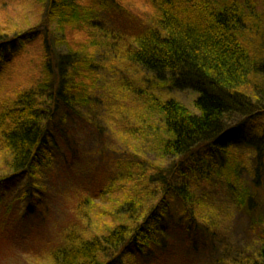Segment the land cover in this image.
Segmentation results:
<instances>
[{"label":"trees","instance_id":"obj_1","mask_svg":"<svg viewBox=\"0 0 264 264\" xmlns=\"http://www.w3.org/2000/svg\"><path fill=\"white\" fill-rule=\"evenodd\" d=\"M140 1L147 10L133 20L132 0H0V64L7 77L17 71L29 81L0 94V167L9 181L41 179L58 148L50 133L65 137L81 109L103 105L104 61L120 59L163 88L196 96L192 110L157 91L138 112L114 111L126 126L123 172L76 199V228L49 248L53 264H147L175 231L212 243L216 223L203 184L224 180L241 206L251 203L239 145H256L260 183L264 0ZM109 15L142 25L115 32L104 25ZM13 204L0 215L1 233ZM37 208L30 203L24 218ZM227 264H264V242L251 260Z\"/></svg>","mask_w":264,"mask_h":264},{"label":"rangeland","instance_id":"obj_2","mask_svg":"<svg viewBox=\"0 0 264 264\" xmlns=\"http://www.w3.org/2000/svg\"><path fill=\"white\" fill-rule=\"evenodd\" d=\"M132 2V19L137 20L147 9L142 8L144 5L140 0ZM130 20L109 15L104 17L103 22L106 28L115 32H123V28L127 29L132 24L137 29L142 25L139 21L137 24L131 21L130 24ZM114 61L118 64L111 59L101 64L103 80L97 98L103 105L90 110L81 109L80 114L73 116V121L67 124L65 137H60L55 130L50 133L58 148L51 168L42 169L41 179L34 181L27 173L9 181L6 178L13 177L12 173L3 175L0 167V196H3L0 215L14 203L3 225L5 232H0V264H53L48 257L49 248L60 241L74 221L77 225L76 199L85 195L93 185L102 184L112 175L115 177L123 172L127 150L120 135L126 126L114 114L116 109L138 112L143 108L148 93L157 91L193 109L196 96L192 91L163 88L152 74L136 72L120 59ZM4 65V62L0 64V94L14 85L29 82L25 77H17V71L7 77ZM22 73L26 75V72ZM242 146H237V150L242 154L243 161L241 179L245 188L251 190L250 205L241 206L224 180H217L210 186L204 183L202 195L216 223L213 242L201 245L175 231L159 260L151 258L147 264H227L251 260L256 256L260 244L264 242V163L260 183L256 185L253 176L258 165L256 145ZM144 148H150V145L146 144ZM143 152L146 160L153 163V151ZM24 195H28L26 199ZM32 202L38 208L34 209L32 217L26 219L25 211Z\"/></svg>","mask_w":264,"mask_h":264}]
</instances>
